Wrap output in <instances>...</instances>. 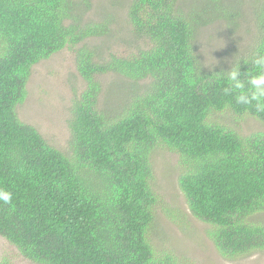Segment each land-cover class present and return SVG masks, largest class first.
<instances>
[{"label":"trees","instance_id":"trees-1","mask_svg":"<svg viewBox=\"0 0 264 264\" xmlns=\"http://www.w3.org/2000/svg\"><path fill=\"white\" fill-rule=\"evenodd\" d=\"M191 1L130 0L127 28L136 50L106 58L86 41L109 35L118 22L105 12L83 23L92 0H0V188L12 193L10 203L0 201V237L23 261L193 264L155 250L150 239L159 204L150 163L157 147L178 156L188 211L209 225L220 256L264 252V221L255 219L264 214V133L240 136L212 118L228 111L264 124L254 103L237 104L236 93L225 94L222 78L237 64L242 80L256 73L264 0L254 10L252 47L218 66L202 61L196 38L216 21L234 28L237 12L223 0ZM66 47L85 85L71 100L64 154L16 109L33 66ZM109 74L136 89L125 90L114 109L99 108V77Z\"/></svg>","mask_w":264,"mask_h":264},{"label":"rangeland","instance_id":"rangeland-1","mask_svg":"<svg viewBox=\"0 0 264 264\" xmlns=\"http://www.w3.org/2000/svg\"><path fill=\"white\" fill-rule=\"evenodd\" d=\"M129 1L92 0V8L83 17V23L96 22L105 12L115 14L119 25L115 24L109 35L86 41L88 46L96 47L106 58L110 53L128 55L136 50L127 28L126 7ZM259 1L223 0L224 7L237 12V26L228 28L224 22L216 21L200 29L196 47L205 64H228L237 54L252 47L256 36L253 14ZM180 2L186 6L192 1ZM99 81L102 86L99 108L114 109L121 103L125 90L133 92L136 89H129L128 80L114 74L100 76ZM84 85L75 68L74 50L66 47L33 66L26 84V99L17 106V115L22 122L36 128L49 145L66 154L71 100L83 90ZM212 118L240 136L264 133V124L249 117L240 120L226 111L214 114ZM157 148L150 157L153 170L151 186L159 197L150 236L153 248L158 251L171 250L190 259L193 264H264V252H253L235 259L223 258L217 253L206 234L209 225L190 215L178 187V156L165 148ZM255 219L264 221V214ZM2 258L10 259L12 264H31L23 261L16 249L0 237V261Z\"/></svg>","mask_w":264,"mask_h":264},{"label":"clouds","instance_id":"clouds-1","mask_svg":"<svg viewBox=\"0 0 264 264\" xmlns=\"http://www.w3.org/2000/svg\"><path fill=\"white\" fill-rule=\"evenodd\" d=\"M252 63L257 71L255 74L249 73L246 81L241 79L240 64L226 70V76L222 78L226 79L228 86L223 91L225 94L236 93L237 104L251 105L254 103L257 111L264 112V51L257 54ZM11 199L12 193L0 188V201L10 203Z\"/></svg>","mask_w":264,"mask_h":264},{"label":"bare ground","instance_id":"bare-ground-1","mask_svg":"<svg viewBox=\"0 0 264 264\" xmlns=\"http://www.w3.org/2000/svg\"><path fill=\"white\" fill-rule=\"evenodd\" d=\"M254 9V8H253ZM194 11V10H193ZM191 12V11H190ZM211 14V13H210ZM215 17V16H214ZM252 18V17H251ZM262 18V17H261ZM233 20V19H232ZM261 21V20H260ZM231 22V21H230ZM226 23H228V22H226ZM233 23V22H232ZM229 24V23H228ZM264 24V23H263ZM197 26V25H196ZM195 26V27H196ZM199 26V25H198ZM257 26V25H256ZM260 26V25H259ZM196 28H198V27H196ZM229 28V27H228ZM197 30V29H196ZM196 32V31H195ZM231 115V114H230ZM238 119V118H237ZM216 122V121H215ZM158 149V148H157ZM159 201V200H158ZM148 241V240H147Z\"/></svg>","mask_w":264,"mask_h":264}]
</instances>
